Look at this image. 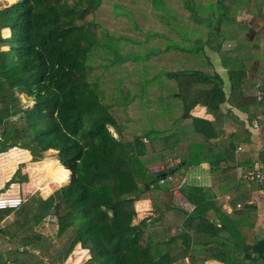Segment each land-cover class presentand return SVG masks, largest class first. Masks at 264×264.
I'll return each mask as SVG.
<instances>
[{"label":"trees","instance_id":"16d2710c","mask_svg":"<svg viewBox=\"0 0 264 264\" xmlns=\"http://www.w3.org/2000/svg\"><path fill=\"white\" fill-rule=\"evenodd\" d=\"M102 1L15 0L0 7V152L19 147L32 161H41L53 151L63 167L49 172L60 182L68 170L67 181L46 197L0 209V264H66L72 255L75 264H183L185 259L188 264H264V228H254L256 205L246 199L258 186L238 182L231 165L239 134L246 140L249 133L238 127L222 136V114H217L227 102L250 118L264 115V96L257 99L264 85L257 87L254 79L264 81V68L258 64L254 75L248 74L255 48L252 42L243 45L245 31L234 11L244 0H211L202 6L204 13L182 0L194 22L189 24L192 42L171 48L192 55L188 65H174L160 76L149 72L143 79L129 74L127 82L116 83L93 72L140 56L121 58L119 37L96 16ZM253 1L264 18V0ZM250 5L247 0L245 6ZM162 16L167 25L177 21L175 15ZM6 30L10 33H2ZM228 36L237 40L233 53L221 50ZM204 46L217 51L226 68L228 95ZM103 49L111 54L108 62L92 64L91 57ZM200 54L204 62L196 60ZM145 56L154 61L151 52ZM195 106L215 117L191 115ZM211 143L221 144L224 155L210 160L208 187L181 188L194 205L188 212L174 202L166 184H158L162 173L151 168L171 155L179 159L174 170H188L209 160L203 150ZM143 183L149 187L140 189ZM223 192L229 193L230 212L216 202ZM140 200H149L151 210L136 219ZM48 216L55 220L53 240L37 229Z\"/></svg>","mask_w":264,"mask_h":264},{"label":"crops","instance_id":"0c3cea01","mask_svg":"<svg viewBox=\"0 0 264 264\" xmlns=\"http://www.w3.org/2000/svg\"><path fill=\"white\" fill-rule=\"evenodd\" d=\"M182 2H183L182 0H148L147 2L144 3L136 2V5H134L139 8H141V6L139 5L147 6V8L151 9L152 11L151 14L154 13V14L164 15L169 13L171 15H175V17L177 18V21L171 22V24L165 26L164 29L166 37L177 43L167 44L166 46H159L156 47L154 50L152 49L153 52L151 54H154L155 57H151V58L154 59V61L152 62H154L153 66L155 67V69H151L153 70V72L151 70L150 72H152L153 75L155 76L159 74L161 75V73H163L162 71L168 70L174 65L187 66L189 63V58L192 57V55L190 56L187 55V53L184 52L183 50H175L171 48V46L174 45L182 48L189 47L190 23H189L188 11L186 10ZM118 3H120V1H118ZM130 3L131 2L125 0L122 2L121 5H117V6L125 8L124 9L125 12L129 13L133 11L131 9L133 5L130 6ZM243 3L244 5H242L239 8H235L234 11L236 14V21L242 24V27L244 28L245 31L244 32L245 42L243 43V45L247 46L248 42H252L255 48L254 53L256 57L254 58L251 68L248 71V74L250 76H253L254 71L258 64L264 68V18L262 16L263 8L262 7L257 8L256 3L253 0H251V5L249 8L245 6L247 0H244ZM112 6H114V4ZM144 8L146 11H148L146 7H142L141 9ZM232 26L236 27L235 24H232ZM225 32L229 33L228 31ZM182 43H185V45ZM157 45L159 44L156 42V44L153 47ZM237 46L238 45L236 38H230V36H228L226 39L222 41L221 50H225V51L227 50L228 52L233 53ZM203 51L204 54L209 57V61L212 63L215 72H217L219 76L222 78L224 91L226 95H228L230 89L229 80H228L226 68L223 67L218 52L215 51L214 49H210L208 46H204ZM196 60L204 62L203 55L202 54H200V56L197 55ZM254 79L256 83L260 84L259 87L264 85V81H261L255 77ZM190 113L195 117H200L207 120H212L215 117V114L208 112L202 106H195ZM217 114H222L221 117V122H222L221 126L223 128L222 136L226 137L232 134L238 127H242L246 129L249 133V136H246L247 137L246 140H244L243 134H239L238 136L239 144L235 150L234 161L231 162V165L234 167L236 180L238 182L244 183L246 186H250L251 182H247L242 179V175L245 172L249 170L258 169L264 173V115L262 112H260L254 117L250 118L246 111L240 110L236 107H232L227 102H224L220 106V110ZM257 117H258L257 125L253 126V121ZM13 148L24 151L23 159L21 160L25 161V164L27 166L31 165L29 164V162H27L31 158L27 150L19 147H13ZM13 148H10L9 150L4 152H0V155L6 154L8 151H10ZM222 155H224V147L221 144L218 143L206 144L203 150V156L209 160H204L196 165H193L189 167L188 170H183L181 168L176 171L183 177V179L185 180V184L208 187L211 183L210 170L212 164L210 163V160L212 161L216 160L220 158V156ZM167 157H172V156L168 155ZM247 160H249V163H247ZM50 161L53 164L52 169H55L56 165L63 167L58 163L56 159H54V156L52 159H50ZM44 162L45 161L41 160L39 163L40 165L43 166ZM249 164L251 165L250 169L246 170V167ZM16 167L13 168L12 172L3 181H0V194H6V193L19 194L20 188H18L19 187L18 183L12 182V180L9 181ZM64 170L68 174V170L67 169ZM6 184L9 185L8 188H5L4 185ZM48 189L49 190L42 195L43 198L53 191V188L51 189L50 187H48ZM228 199H229V193L223 192L222 194H219L216 197V202L217 204H220L227 212H230L231 206L228 202ZM246 199L248 203H254L256 205V220L254 223V228H259V227L264 228V190H261L259 187L251 188V190L246 192ZM183 200L186 201V199L182 195L177 198L174 197V202L179 207H181L180 202ZM135 208H136V214H135L136 219L149 214L151 210L149 200L136 201ZM181 208L189 212L188 209L183 207ZM48 217H52V216H48ZM244 233L247 236H250V229L246 228ZM184 264H188L187 259H185ZM205 264H221V263L216 261H207Z\"/></svg>","mask_w":264,"mask_h":264},{"label":"rangeland","instance_id":"374dc122","mask_svg":"<svg viewBox=\"0 0 264 264\" xmlns=\"http://www.w3.org/2000/svg\"><path fill=\"white\" fill-rule=\"evenodd\" d=\"M15 0H0V7H4L9 3L14 2ZM120 1V3H118ZM125 0H103L100 6L96 11V16L98 21L107 29L109 33L114 35L115 37H119L117 40V47L119 54H122L121 58L127 57L128 59L134 58V54L140 56L139 60H127L121 62L119 64H113L107 66L108 68H97L95 72L103 73L105 75H110L113 77V82L116 83L120 79L122 81L127 82L125 77L127 75H131L130 77H138V79H143L145 76H149V72L151 69H155L153 66L154 62L150 61L147 56H145L146 52H153L156 47L166 46L167 44H176L166 37L165 34V26H167L168 18L161 15V17L156 16V14H151V9L147 8V6L139 5L142 7H146L148 11L136 7V2L144 3L148 0H126L132 6V12L126 13L125 8L119 7L117 5H121ZM191 5H196V8L199 10L198 13L203 11L204 6L210 4L211 0H189ZM114 4V6H112ZM116 5V6H115ZM203 6V7H202ZM137 8V9H136ZM130 9V10H131ZM184 16V15H182ZM209 21L213 24L215 23L214 16H211ZM207 23L208 20H204V23ZM190 25H194V22L189 20ZM4 34H9L8 30L2 32ZM191 33V32H190ZM154 35L153 37L150 36ZM196 35V34H195ZM194 35V36H195ZM201 35L198 33L197 36ZM203 36V35H202ZM156 42L159 44L153 47ZM192 41L189 42V44ZM185 45V43H182ZM116 46V45H115ZM153 49V50H152ZM105 49L101 51H96L94 55L91 57L90 62L97 66L98 63H107L108 51ZM117 52V53H118ZM155 52V51H154ZM105 56V58H101ZM154 67V68H153ZM153 72V70H151ZM151 72V73H152ZM22 102L24 104H30V101L22 97ZM9 150V149H8ZM24 151L19 149H11L6 154L0 155V181H3L13 170L14 167L16 170V174L14 178H10L12 182H17L20 188V196L23 197V200H26L28 197H36L45 194L50 187L51 189L58 187L61 184H64L67 181V177L64 181H57L55 176H53L46 166L47 162L51 165L52 162L50 159L53 158L54 152L47 151L45 153V158L43 159V166L40 165V161H32L31 158L27 161L29 162V166L25 164L23 159ZM47 160V161H46ZM20 161V162H18ZM33 162V164H32ZM35 162V163H34ZM37 162V164H36ZM14 173V172H13ZM12 173V175H13ZM12 177V176H11ZM9 180V181H11ZM5 188H8L9 185H4ZM27 191V192H26ZM24 192V193H23ZM42 193V194H41ZM17 194V193H16ZM18 194V195H19ZM1 195H11V193L1 194ZM37 229L47 235L50 239H54L55 236V220L52 217H46L40 224L37 226ZM74 256H70L67 258L65 262L73 261ZM76 261V260H75ZM74 261V262H75ZM184 264V263H183Z\"/></svg>","mask_w":264,"mask_h":264},{"label":"built area","instance_id":"2783aa9c","mask_svg":"<svg viewBox=\"0 0 264 264\" xmlns=\"http://www.w3.org/2000/svg\"><path fill=\"white\" fill-rule=\"evenodd\" d=\"M259 83L256 86L259 87ZM264 96V92L259 89L257 92L258 99ZM258 117L253 121V126L257 125ZM179 163L178 158L167 157L164 164L156 165L151 168L154 173H164L161 174L158 179V184H166L169 190L173 193L174 197L181 196V188L185 184L183 177L177 173L175 169L176 165ZM172 169V170H171ZM242 179L247 182H254L261 190H264V173L258 169L249 170L242 175ZM23 202V198L18 194L11 195H1L0 194V209H14L20 206ZM180 206L191 211L194 208L193 204L188 201H181ZM70 258V256L68 257ZM75 260L71 262H65L66 264H75Z\"/></svg>","mask_w":264,"mask_h":264},{"label":"water","instance_id":"95a60500","mask_svg":"<svg viewBox=\"0 0 264 264\" xmlns=\"http://www.w3.org/2000/svg\"><path fill=\"white\" fill-rule=\"evenodd\" d=\"M162 175H164V173ZM148 187H149L148 183H143L142 185H140L139 188L143 189V188H148Z\"/></svg>","mask_w":264,"mask_h":264},{"label":"bare ground","instance_id":"6f19581e","mask_svg":"<svg viewBox=\"0 0 264 264\" xmlns=\"http://www.w3.org/2000/svg\"><path fill=\"white\" fill-rule=\"evenodd\" d=\"M179 167V166H178Z\"/></svg>","mask_w":264,"mask_h":264}]
</instances>
